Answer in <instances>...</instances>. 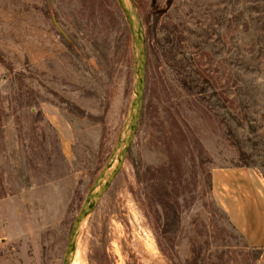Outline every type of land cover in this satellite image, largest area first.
Returning <instances> with one entry per match:
<instances>
[{"label":"rangeland","instance_id":"obj_1","mask_svg":"<svg viewBox=\"0 0 264 264\" xmlns=\"http://www.w3.org/2000/svg\"><path fill=\"white\" fill-rule=\"evenodd\" d=\"M130 2L147 52L141 118L71 261L264 264L212 197L215 168L264 178V0ZM136 73L117 0H0V264H63L126 134Z\"/></svg>","mask_w":264,"mask_h":264},{"label":"crops","instance_id":"obj_2","mask_svg":"<svg viewBox=\"0 0 264 264\" xmlns=\"http://www.w3.org/2000/svg\"><path fill=\"white\" fill-rule=\"evenodd\" d=\"M212 197L246 244L264 252V178L254 168H215Z\"/></svg>","mask_w":264,"mask_h":264},{"label":"water","instance_id":"obj_3","mask_svg":"<svg viewBox=\"0 0 264 264\" xmlns=\"http://www.w3.org/2000/svg\"><path fill=\"white\" fill-rule=\"evenodd\" d=\"M117 2L124 13L126 20L129 23L133 46L135 54L137 55V73L135 85L136 106L134 109V113L132 114L131 122L127 127L126 134L123 136L119 147L116 149L114 154L102 169L97 180L90 189L80 212L74 220L70 232L69 241L65 250L63 264H70V259L77 243V238L81 226L88 220L94 206L107 191L116 175L118 174L122 163L126 159L134 141L143 109L147 52L143 34L141 31V25L133 7L132 9L128 8L125 0H117Z\"/></svg>","mask_w":264,"mask_h":264},{"label":"trees","instance_id":"obj_4","mask_svg":"<svg viewBox=\"0 0 264 264\" xmlns=\"http://www.w3.org/2000/svg\"><path fill=\"white\" fill-rule=\"evenodd\" d=\"M171 0H168V2H170ZM232 117H234L233 116V114H232ZM238 123L241 125L242 123H241V121H238ZM229 134H230V136H231V138L232 139H234V140H237V137L235 136V134H234V132H233V130H232V128H231V126H229ZM241 156H242V158H244V153H241ZM233 167H240V168H252V166L249 164V163H244V164H239V165H235V166H233ZM253 251H257V252H263L262 250H257V249H254V248H251Z\"/></svg>","mask_w":264,"mask_h":264},{"label":"bare ground","instance_id":"obj_5","mask_svg":"<svg viewBox=\"0 0 264 264\" xmlns=\"http://www.w3.org/2000/svg\"><path fill=\"white\" fill-rule=\"evenodd\" d=\"M126 2V1H125ZM129 3H130V5H127V3H126V5L128 6V8H130V9H132V3L130 2V0H129ZM135 106H136V95H135V98H134V101H133V105H132V112H131V118H132V114L134 113V109H135ZM131 118H130V121H129V124H130V122H131ZM128 124V125H129ZM82 227V226H81ZM81 229V228H80ZM80 232V231H79ZM74 251V250H73ZM73 254V253H72ZM72 257V256H71ZM70 264H77V260H76V258H75V255H74V257L72 258V261H71V259H70Z\"/></svg>","mask_w":264,"mask_h":264}]
</instances>
